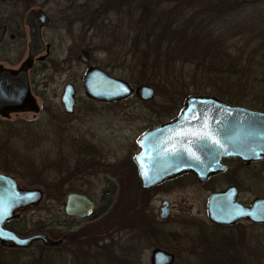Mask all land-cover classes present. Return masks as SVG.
<instances>
[{
  "label": "rangeland",
  "instance_id": "1",
  "mask_svg": "<svg viewBox=\"0 0 264 264\" xmlns=\"http://www.w3.org/2000/svg\"><path fill=\"white\" fill-rule=\"evenodd\" d=\"M126 1L129 0H19L20 3L30 4L35 9L43 8L51 17L48 33L55 36L53 67L58 70L56 73L48 71V66L47 71H44V67L38 68L40 75L37 78L36 92L43 98L42 112L36 117L29 113L11 116L6 121L0 119V171H11L8 174L15 176L25 189L43 188L42 201L35 207L21 211L16 220L8 224L14 231L20 230V236H31L40 233L39 230L46 232L47 227L48 237L51 240H59L64 232V197L56 192L61 189L58 182L64 181V173L68 170L66 168L75 163L78 155L68 163L66 153L69 146L65 145L61 130L64 116L55 108L60 106L61 91L67 80L63 70L65 67H61L60 62L68 59V54L74 57L78 51L87 48L93 63L107 69L114 78L127 81L134 91L141 86L151 87L153 98L151 102L142 104L138 102L135 92L126 103L115 105L113 112H107L103 109L105 107L101 106H95V109L88 112L79 109L78 112L84 116L80 118L81 123L78 125L79 137L86 141L87 148L97 150V155L86 157L81 166L86 170L83 178H75L71 183L73 185L68 188L80 190L94 200L98 222L97 226L93 225L91 231H98L100 238L105 237L104 235L110 237L103 242L106 245L104 250L92 253L93 250L80 249V252H89V257L78 253V259L74 256L70 262L71 258L63 256L61 252L64 250L60 246L47 251L40 243L32 244L26 249L6 244L0 245V264H14L13 256L21 260L20 263L30 261V264H35L36 260H43L42 264H122L119 259L126 256L129 250L136 252L135 264H149L151 235L148 233L147 241L139 232L140 222L142 223L144 217V213L139 210L142 192L136 188L134 172L133 184H130L126 175L128 174L129 178L131 176L128 172H131L132 168L128 163L131 162L134 140L153 116L150 110L165 118L170 116L187 96L209 95L222 97L233 105L264 111V85L248 81L250 78H242L244 71L241 68H231L232 72H239L232 77L209 78L200 73V68L176 64L169 56H165L173 50L170 43V40L175 41L173 36L164 35L162 41L166 46L159 44L163 30V25L160 24L138 33L136 22L128 18L131 7L127 6L123 10ZM151 6H148V10H151ZM203 6H206V3H203ZM162 7L168 8L167 5ZM254 8L257 9L255 13L250 11L249 7L243 13L244 16L253 13V19L247 22L250 28L240 32L235 30L231 34L233 38L230 37V48H227L226 44L216 42V48H222L216 49L218 55L214 56L215 62L221 63L223 67L219 66L220 71L228 69L226 67L230 64H241L244 58L240 57L245 56L247 59H253L252 62L256 65L254 72L263 73L264 76V0H258ZM99 11L102 14V22L97 19ZM123 15L125 19H122ZM11 16L12 2H0V25L7 26V36L11 34ZM223 25V22L219 23L220 27ZM241 38L252 41L251 45L245 46V40L240 42ZM198 45L197 41L187 43L185 54L193 53L197 59L205 60L210 56V52L206 50L205 44L201 45L205 47L203 49ZM132 51L141 55L140 58L146 60L145 63L148 62V68L142 69L140 62L132 60ZM13 55L12 43L6 37L4 42L0 43V65L13 68ZM199 63L202 64V61ZM72 66L74 68L71 73L77 78L78 74L81 75L82 68L76 66V63ZM83 71L84 68L82 73ZM48 78L51 80L48 81ZM78 81V93L80 99H84L81 81ZM89 109L91 106L87 110ZM13 137L15 145L12 146ZM126 166L127 168H124ZM231 167L227 179L220 177L217 183L210 184V188H214L216 184L225 187V182H230L228 180L234 174L232 172L237 163H233ZM112 178H115L116 182ZM256 188L260 189L261 186L257 185ZM191 189L193 191L190 194L183 192L187 190L185 188L176 190L169 196L161 194L156 201L149 202L148 206L149 212L158 219L160 200L165 198L171 204L172 210L168 219L166 222H158L155 229L158 230L157 238L175 252L176 264H211V255L218 248L226 249L221 252V255L225 256L223 264H264V225L251 226L245 222L227 227L211 225L205 212L208 196L206 188ZM194 190L197 192L194 193ZM251 196L250 193L249 197ZM138 198L140 201L137 203ZM137 212L140 214H136ZM179 220L186 225H177L175 221ZM132 227V232H127V229ZM179 233L198 237L191 241L180 234L177 238ZM224 243L230 244L232 248L222 247Z\"/></svg>",
  "mask_w": 264,
  "mask_h": 264
},
{
  "label": "water",
  "instance_id": "2",
  "mask_svg": "<svg viewBox=\"0 0 264 264\" xmlns=\"http://www.w3.org/2000/svg\"><path fill=\"white\" fill-rule=\"evenodd\" d=\"M27 24L32 45H41L38 31L48 24V18L42 11L32 12L27 17ZM4 34L5 27L1 26L0 42ZM30 66L29 59L18 70L0 65V117L38 111L27 88L26 71ZM83 87L89 98L100 102L123 100L132 92L127 82L110 77L98 68L86 72ZM138 98L141 101L151 100L153 90L141 87L138 89ZM205 131L210 138L200 139L193 134ZM137 144L142 153L135 162L144 182L143 188L149 189L160 181H147L143 177L147 170L142 165L143 160L152 155L156 156L154 163L157 171L162 174L181 173L193 165L204 163L205 159L206 166L200 167L201 171H205V168L207 170L209 164L214 170L221 158L239 157L245 161L261 159L264 156V113L231 106L215 97L189 96L185 99V108L173 123L140 136ZM236 195L235 188L211 194L206 207L209 222L217 226H230L239 220L248 219L252 223L264 224V200L256 199L249 208H243L236 202ZM41 199L42 193L39 190L20 189L14 179L0 174V245L10 244L15 248L26 249L35 242L49 248H55L61 243L51 241L42 234L19 238L3 229V224L13 219L17 211L34 207ZM92 209L93 204L87 198L70 194L65 202L64 214L67 217L84 218L91 214ZM173 262L174 256L168 252L155 249L150 254V264Z\"/></svg>",
  "mask_w": 264,
  "mask_h": 264
},
{
  "label": "flooded vegetation",
  "instance_id": "3",
  "mask_svg": "<svg viewBox=\"0 0 264 264\" xmlns=\"http://www.w3.org/2000/svg\"><path fill=\"white\" fill-rule=\"evenodd\" d=\"M12 16H11V34L7 36L8 33V28L5 24L2 26L5 27V34L3 36V39L1 43L4 42L5 38L7 37L8 40L12 43L13 46V70H18L21 65L26 61L30 60L31 61V66L27 69L26 71V82H27V88L29 90V93L33 97L38 111L36 113L34 112H22V113H15L12 115H9L7 118H1V120L6 121L9 120L11 116H18L22 114H29L32 113L33 117H36L40 112H42V105H43V98L42 96L38 95L36 92V88L38 87V81L37 78L40 75V72L38 71V68L44 67L45 70L51 71V72H58L56 68L53 67L55 61L53 59V54L55 51V47L53 44V39H54V34H49L48 29L51 24V17L46 14L43 10V8H38L35 9L34 6L30 4H24L20 3L19 0H12ZM37 11H42L45 16L48 18V24L44 27H41L39 29V39H40V44L37 47H34L31 43V38H30V27L29 24H27V17L30 13L32 12H37ZM46 39V41H45ZM68 59L62 60L61 67L63 68L64 72L66 73V83L63 85L61 95H60V106L55 107L57 110L59 109L63 116H64V121H63V129L62 134H64V139H65V145L69 146V150L66 153V158L68 163L71 162L72 160H75V155H78L76 157V160L74 161L75 163L69 165L67 167L64 173V181H60V187H61V197L63 195L64 197V206L65 202L67 199V196L70 194H79L87 198L92 204H93V210L90 214V216L86 218H74V217H67L65 214V220H64V232L62 233L60 237V247L63 248V252L68 256V257H73L70 255V246L71 241H77L79 240V246L83 244V241H87L89 245H92V248H89L90 250L93 249L95 246H97V240L99 235L93 234V231L91 229L94 228L96 223L98 222V219L95 217V202L92 200L88 195L82 193L80 190H74L69 189L68 187H71L70 185H73L75 181V178H83V173L85 170L84 167H81L83 162L85 161L86 157L88 155L94 156L97 155L96 151L94 148H87L86 141L81 139L79 137V130L78 125L81 123L80 118H84V116H81L79 112V109L82 112H88L92 109H95L97 106L105 107L103 109L107 110V112H113V108L117 104H124L128 101V98L132 96V94L135 93V91L132 88V93L131 96H129L127 99L124 100H118V101H112V102H100L96 101L94 99L89 98L83 87V81L84 77L86 75V72L91 69V68H98L108 74L110 77H114L107 69L96 65L93 63L91 54L89 49L83 48L74 57H72L70 54H68ZM73 63H76V66H80V68H84V71L82 73L81 70V75L77 78H74L72 75L73 70ZM48 66V67H47ZM68 66V67H67ZM47 67V68H46ZM59 75H63L61 73H58ZM47 79V77H46ZM80 79L81 81V92L84 97V99H80V95L78 93L77 89V81ZM51 79L48 78V81ZM127 82V81H126ZM79 83V81H78ZM137 98H138V92ZM139 99V98H138ZM224 101V100H223ZM139 103L142 104H147L150 101H141L139 99ZM226 104L231 105V106H239V105H233L230 104V102L224 101ZM96 104V105H95ZM91 106V109L87 110L88 107ZM179 107V108H178ZM242 107V106H241ZM44 108V107H43ZM178 108V109H177ZM177 108L174 110V112L168 116V117H163L161 118L157 113L152 112L150 109V113L153 114L152 117L149 118L147 123L143 126L141 129L140 133L137 134V137L134 140V150L130 155V163H128V166L131 167L130 169L131 172H128L131 176L130 178L126 175L127 180L130 182V184H133V172L135 176V182L137 184L136 188H139L142 192V197H141V204H140V211L144 213V217L142 220V223L140 222L141 229L139 232L143 234L144 239H148V233H150V253L155 250H162L165 252H168L174 256V262L173 264H176V254L173 252V250L169 247L166 246L161 240L157 238L158 236V230L155 229L157 226L158 222H166L168 219L172 207L170 202L167 199H161L160 204L158 206V219L152 214V212H149V202H154L156 199L159 197V195H165L169 196L176 190H181V189H187L186 191L183 192H188L189 194L191 191V187L193 189H201V188H206V192L208 193L206 202H205V212H206V206H207V201L208 198L211 194L217 193V192H223L224 190L228 188H235L237 195H236V202L240 204L243 208H249L252 202L256 199H263L264 200V156L255 161H245L239 157L237 158H221L214 170H212L211 165L209 164L207 167V170L205 168V171H201L200 167L206 166V159L204 163H200L199 165H193L191 168H187L181 173H166L162 174V172H158L156 167V163L154 161L156 160V156L152 155L149 156L148 158L143 160L142 165L147 169L146 173L143 175L144 179L147 181L151 179H160L158 184L153 185L149 189H144V182L141 179L140 173H139V167L135 162V159L140 156L142 153V149L139 148L137 144V140L140 136L147 134L148 132L157 130L158 128H161L165 125H169L173 123L178 117L179 114L182 112V110L185 108V100L178 105ZM253 111L257 112H262L260 110H255L249 107H245ZM264 113V111H263ZM77 114V115H76ZM157 115V116H156ZM61 124V123H60ZM11 136V135H10ZM10 142L14 140V142H11L12 146L15 143V138L13 137L12 140L9 138ZM9 143V142H7ZM5 143V144H7ZM15 145V144H14ZM13 148V147H12ZM15 150V149H13ZM69 155V156H67ZM92 160V159H90ZM233 163H237L236 169L232 172L230 176V181L229 183L226 181V186L221 187L222 185L218 186L217 184L214 185V188H210V184L212 182L217 183V180L220 177H224L227 179V175L230 170H232L231 165ZM198 166V167H197ZM163 167V166H162ZM70 168V169H69ZM124 168H127L124 167ZM133 170V171H132ZM209 170V171H208ZM208 171V172H207ZM121 172V171H120ZM8 173H11L9 170H3L0 171V174L9 176L13 178L19 187H23L18 179L15 176H12ZM127 173V172H126ZM74 178V179H73ZM114 182H116L115 178H112ZM78 181V180H76ZM82 184V183H81ZM79 184V185H81ZM77 185V184H74ZM261 186L260 189H257L256 186ZM113 186H115L113 184ZM42 187L36 188L41 191L42 193V198L44 196L43 191L41 190ZM43 189V188H42ZM33 190V189H32ZM253 190H255V195H253ZM197 192L194 190V193ZM252 194L251 197H249V194ZM57 194V192H56ZM137 203L140 201V198L137 199ZM112 201V199L110 200ZM108 201V202H110ZM136 203V204H137ZM63 213H64V207H63ZM136 214H140L137 212ZM15 220V219H14ZM178 220V219H177ZM242 222H245L248 225L255 226V225H264V224H256L250 222L248 219H242L239 220L235 225L241 224ZM175 223L179 226H185L181 220L175 221ZM210 223V222H209ZM211 224V223H210ZM212 225V224H211ZM47 229V227H45ZM132 229H127V232H132ZM45 234L48 237L47 230L46 232H40ZM181 233L177 234L176 237L179 238ZM184 238H189V240L194 241L195 237H191L188 234H181ZM108 238H110L107 235H104ZM103 237V236H102ZM49 238V237H48ZM153 239V241H152ZM107 238L105 240H102V242H106ZM148 241V240H147ZM179 242V241H178ZM177 242V243H178ZM58 246V247H59ZM183 246V245H181ZM57 247V248H58ZM84 247H79V250H83ZM96 248V247H95ZM88 249V248H87ZM146 250V249H145ZM84 251V250H83ZM188 251V250H187ZM136 256V252H134ZM70 255V256H69ZM187 258L189 259L190 256L187 254ZM94 263V261H93ZM149 263H150V258H149Z\"/></svg>",
  "mask_w": 264,
  "mask_h": 264
},
{
  "label": "trees",
  "instance_id": "4",
  "mask_svg": "<svg viewBox=\"0 0 264 264\" xmlns=\"http://www.w3.org/2000/svg\"><path fill=\"white\" fill-rule=\"evenodd\" d=\"M161 1L162 4H160ZM257 1L258 0H129L125 2L123 10H125L127 6L129 8L131 7L128 18H130L131 21L136 22L135 25H137L136 29L138 33L143 32L145 28L153 29L159 24L163 25L159 44L166 46L162 41L164 35L173 36L175 41L170 40V43L173 45L171 47L173 50L166 53L165 56H169V59L173 60L176 64L182 66H192L195 69L200 68V73L205 74L209 78H213V76H217L219 78L226 76L232 77L239 72L234 73L230 69L241 68L244 71V74L241 76L242 78H250L247 80H252L253 82H258L260 85H264V76H262L263 73L257 74L256 72H254L256 65L254 64V62H252L253 59L250 60L247 59L248 57L239 56L240 58H244L241 64L240 62L238 63V65L230 64L226 67L228 69H223V71H220L218 68L219 66L222 67V65L221 63L215 62L216 57H214L218 55L216 54V49H222L216 48V42H221L222 45L226 44L227 48H230V42L232 40L230 39V37L233 38L231 34H233L235 30L240 32L242 30L250 28V26L247 25V22H250L253 19L251 15L257 11V9L254 8V4H256ZM156 2L157 4H154ZM203 3H206V6H203ZM149 5H152L151 10H148ZM162 5H167L168 8L162 7ZM248 7L253 13L244 16L243 13L247 10ZM97 19L102 22L103 18L101 11H99V17H97ZM122 19H125L124 15ZM221 22L224 23L222 27L219 26V23ZM214 32H217V34H214ZM253 39L255 40V38ZM242 40H245V46L247 47H249L252 43V41L246 40V38H241L240 42ZM194 41H197L199 43L198 47H200L201 49L207 46L206 50H209L210 56L205 60L204 58L197 59L193 53H191V55L185 54L187 43ZM202 44H205V47H201ZM242 50L244 51L245 48ZM140 57L141 55H139L138 53L134 54L132 51V60H137L138 62H140L142 69L148 68V62L145 63L146 60H143ZM201 61L202 64L199 63ZM217 98L224 100V98L222 97ZM60 192L61 190L58 189L57 194H59ZM8 229L15 232L19 236L22 235V232L20 230L15 229L14 231V229L10 228V226ZM39 232L43 231L39 230ZM93 234L99 235L98 231H93ZM106 238L109 239L106 236L101 238L98 237L97 246H95L96 248L94 247L93 249H91L93 250L92 253L99 252L102 249L104 250V247H106V245L103 244L102 240H105ZM236 244L237 243H235V245ZM70 246L72 247L69 249V254L73 257H76L78 253H84L89 257V252H80L79 247H84L83 250L85 251L93 247L92 245H89L87 241H83V244L79 246V240L71 241ZM222 247L232 248L230 244L226 243H224ZM60 248L58 250H60ZM43 249L47 251L53 250L49 248ZM225 250L226 249L224 248H221V250L220 248H218L215 253L211 255V264H223V259L225 258V256H222L221 252H225ZM61 253L63 254V256L66 255L63 251ZM134 255V251L129 250L126 256L119 260L122 264H135ZM14 257L15 256L12 257L13 260L15 259L12 263L19 264L21 260ZM70 258L71 262L72 257ZM77 259L78 258L76 257V260ZM229 260L230 257H228V261ZM42 262L44 261L36 260L35 264H42ZM83 263L84 262H82V264ZM20 264H30V261Z\"/></svg>",
  "mask_w": 264,
  "mask_h": 264
},
{
  "label": "snow or ice",
  "instance_id": "5",
  "mask_svg": "<svg viewBox=\"0 0 264 264\" xmlns=\"http://www.w3.org/2000/svg\"><path fill=\"white\" fill-rule=\"evenodd\" d=\"M193 118H196V117H193ZM206 127V126H205ZM194 135H197L200 139H204L205 137H208L210 138V136L208 135V132H196V133H193ZM214 143H218V141H213ZM196 158V157H194ZM198 159V158H197Z\"/></svg>",
  "mask_w": 264,
  "mask_h": 264
}]
</instances>
